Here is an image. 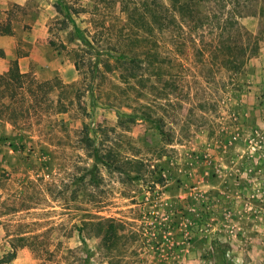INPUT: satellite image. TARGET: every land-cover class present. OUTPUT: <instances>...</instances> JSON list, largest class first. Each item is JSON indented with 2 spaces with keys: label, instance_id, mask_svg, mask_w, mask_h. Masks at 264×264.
<instances>
[{
  "label": "rangeland",
  "instance_id": "1",
  "mask_svg": "<svg viewBox=\"0 0 264 264\" xmlns=\"http://www.w3.org/2000/svg\"><path fill=\"white\" fill-rule=\"evenodd\" d=\"M238 1L240 22L260 39L240 72L208 67L191 42L182 51L165 33L170 66L131 87L117 69L100 65L94 77L74 64L89 47L84 37L104 52L126 32L121 0H0V32L20 35V69L66 84L51 94L64 111L52 106L41 122L31 114V125L0 121V264H109V255L115 264H264V0ZM202 7L209 38L219 8L213 0ZM182 35L175 25L173 38ZM163 88L170 100L157 96ZM120 113L128 130L118 126ZM85 133L141 162L123 172L100 165L88 181ZM97 216L121 223L111 253L85 223Z\"/></svg>",
  "mask_w": 264,
  "mask_h": 264
},
{
  "label": "trees",
  "instance_id": "2",
  "mask_svg": "<svg viewBox=\"0 0 264 264\" xmlns=\"http://www.w3.org/2000/svg\"><path fill=\"white\" fill-rule=\"evenodd\" d=\"M116 1L97 0V4L103 2L111 5ZM206 1L209 0H121V11L126 14L127 20L126 32L109 43L104 52L100 51V47L95 49L91 41L84 37L83 44H88L89 47L88 49L81 47L80 50H83V53L77 50V56H82L81 59H76L74 64L81 72L83 67L87 66L94 77L103 72L100 71L101 65L105 70L117 69L121 80L131 87L135 83L145 84L151 76L161 77L165 68L170 66L168 62L170 59H167L170 56L162 50L160 43V38L168 33L169 39L172 38V42L182 47V51L185 50V42H191L194 53L199 55L202 61L207 62L208 67L218 64L230 73L240 72L248 59L258 52L260 39L240 22V18L244 16V7H238L240 6L238 0H213L219 8V13L214 16L219 31L209 38L206 37L204 24L209 20V13L202 7V3ZM175 25L183 32L180 42L172 36ZM63 46H66L65 43ZM167 50L169 52L171 49ZM4 55L5 52L0 47V57ZM85 58H88V62ZM166 83L173 84L170 81ZM65 85L57 76L40 80L31 73L22 71L16 59L12 60L8 69L0 72V121H21L31 125L34 123L29 118L31 114H37L36 120L41 122L45 120L43 115H51L47 112L52 106L55 112L64 111L65 102L60 98L55 100L51 94L56 87ZM155 85V81L150 83L152 88H156ZM165 88H163L164 91H158L157 96L170 100V92L165 91ZM142 112L137 116L156 121L150 117L149 113ZM125 116H127L126 113L119 114L118 126L128 130V125H125ZM110 131H116V128L102 127L100 129V133L103 134ZM160 133L168 140L167 143H170L171 139L166 137L163 128H160ZM83 144L88 156L93 159L92 165L87 167L91 174L88 181L95 179L100 165L123 172L128 162L136 164L141 162V159L137 157L126 158L120 150L104 146L101 142L97 143L89 133H85ZM135 176L139 177L138 174ZM88 217L94 218V216ZM97 217V220L91 218L85 223L91 222L97 227L96 232L100 237L101 248L111 253L121 245L123 236L121 223L110 217ZM109 264H115L112 255H109Z\"/></svg>",
  "mask_w": 264,
  "mask_h": 264
},
{
  "label": "crops",
  "instance_id": "3",
  "mask_svg": "<svg viewBox=\"0 0 264 264\" xmlns=\"http://www.w3.org/2000/svg\"><path fill=\"white\" fill-rule=\"evenodd\" d=\"M3 2V4H5L6 6L8 4H17V5H25V3L27 4L28 0H1ZM5 7V6H3ZM20 35H6L0 32V47L4 49L5 52V56L0 58V72H3L5 70L8 69V64L9 61L11 59H15V53H14V48L15 46H17L18 43V39L20 40ZM7 40H11L12 42H14V45H7L6 42ZM23 41L25 43H31L32 41L29 40L27 37L23 38Z\"/></svg>",
  "mask_w": 264,
  "mask_h": 264
}]
</instances>
